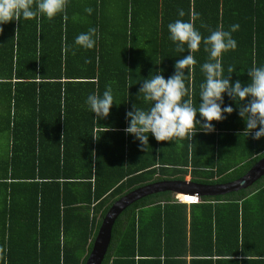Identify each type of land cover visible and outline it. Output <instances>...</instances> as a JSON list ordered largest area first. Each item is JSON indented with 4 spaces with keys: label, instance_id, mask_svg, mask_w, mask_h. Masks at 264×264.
Here are the masks:
<instances>
[{
    "label": "trees",
    "instance_id": "trees-1",
    "mask_svg": "<svg viewBox=\"0 0 264 264\" xmlns=\"http://www.w3.org/2000/svg\"><path fill=\"white\" fill-rule=\"evenodd\" d=\"M66 15L2 25L0 264H84L121 195L187 175L230 181L264 156V137L243 135L246 123L226 93L224 106L235 111L213 122L212 133L197 125L191 142L149 135L142 149L124 131L127 111L147 107L138 97L143 81L158 72L168 79L189 54L170 39L168 24L177 19L191 20L204 37L238 24L237 47L222 63L225 77L247 86L253 64L264 67V0H69ZM89 28L99 38L84 49L75 38ZM204 48L192 53L197 63L186 80L197 107L209 59ZM108 85L116 104L98 121L86 100ZM101 264H264V175L245 189L190 204L170 191L134 201L116 218Z\"/></svg>",
    "mask_w": 264,
    "mask_h": 264
},
{
    "label": "clouds",
    "instance_id": "clouds-1",
    "mask_svg": "<svg viewBox=\"0 0 264 264\" xmlns=\"http://www.w3.org/2000/svg\"><path fill=\"white\" fill-rule=\"evenodd\" d=\"M68 3L69 0H0V33L4 30L2 25L21 19L31 20L43 16L52 20L58 15L67 19ZM85 11L91 14L93 10L87 8ZM184 15L185 12L180 9L179 16ZM238 29L239 25L236 24L232 25L230 30L220 28L204 37L191 20L177 19L168 24L170 39L176 45L175 50L184 52L186 46L189 54L177 60L175 73L168 79L160 72L145 79L138 97H142L147 107L133 105V109L126 113L129 126L124 131L133 135L140 142L142 149L148 147L149 135L154 136L158 142H191L197 133V125L200 126L199 131L214 132L213 122H221L226 119L225 113L230 115L235 111L231 105L224 106L225 93L237 102L239 116L246 123L243 135H253L256 140L264 137V67L253 64L248 71L250 82L247 86L239 80L233 83L231 75L224 76L222 57L224 53L236 49L237 42L232 33ZM18 30L19 28L16 34ZM98 38V29L89 28L87 32H82L75 38V44L84 49H93ZM202 43L204 50L209 53V59L201 68L205 81L200 85V103L197 107L193 100V90L186 80L197 63L192 53L198 52ZM228 72L232 74L235 69L229 66ZM86 103L95 114V120L107 119L116 104L111 85L106 86L102 95L99 92L90 94ZM198 114L203 122L197 118ZM91 136L94 140L101 137L94 133ZM197 201L198 199L185 203Z\"/></svg>",
    "mask_w": 264,
    "mask_h": 264
},
{
    "label": "water",
    "instance_id": "water-1",
    "mask_svg": "<svg viewBox=\"0 0 264 264\" xmlns=\"http://www.w3.org/2000/svg\"><path fill=\"white\" fill-rule=\"evenodd\" d=\"M264 175V156L258 159L243 175L226 182L202 183L188 178L159 179L137 186L118 197L104 214L93 239L90 252L84 264H101L111 240V231L118 215L134 201L150 194L170 191L174 198L179 194L217 196L245 189Z\"/></svg>",
    "mask_w": 264,
    "mask_h": 264
},
{
    "label": "bare ground",
    "instance_id": "bare-ground-1",
    "mask_svg": "<svg viewBox=\"0 0 264 264\" xmlns=\"http://www.w3.org/2000/svg\"><path fill=\"white\" fill-rule=\"evenodd\" d=\"M179 199L184 202H191L192 200H195V197L193 195H183L179 194L178 195Z\"/></svg>",
    "mask_w": 264,
    "mask_h": 264
},
{
    "label": "crops",
    "instance_id": "crops-1",
    "mask_svg": "<svg viewBox=\"0 0 264 264\" xmlns=\"http://www.w3.org/2000/svg\"><path fill=\"white\" fill-rule=\"evenodd\" d=\"M4 137H0V146H2V144H4L5 143V140L3 139ZM187 176H189V175H187ZM185 178H186V176H185ZM250 187V186H249ZM174 197V196H173ZM193 201V200H192ZM188 204V203H187Z\"/></svg>",
    "mask_w": 264,
    "mask_h": 264
},
{
    "label": "built area",
    "instance_id": "built-area-1",
    "mask_svg": "<svg viewBox=\"0 0 264 264\" xmlns=\"http://www.w3.org/2000/svg\"><path fill=\"white\" fill-rule=\"evenodd\" d=\"M177 200H178V201H181L179 198H178ZM195 200H197V198H196Z\"/></svg>",
    "mask_w": 264,
    "mask_h": 264
},
{
    "label": "rangeland",
    "instance_id": "rangeland-1",
    "mask_svg": "<svg viewBox=\"0 0 264 264\" xmlns=\"http://www.w3.org/2000/svg\"><path fill=\"white\" fill-rule=\"evenodd\" d=\"M189 176H186V178H188Z\"/></svg>",
    "mask_w": 264,
    "mask_h": 264
}]
</instances>
